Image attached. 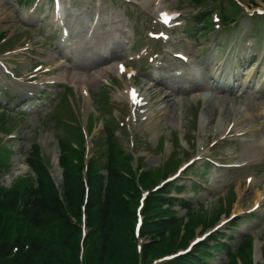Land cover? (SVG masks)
I'll use <instances>...</instances> for the list:
<instances>
[{"label":"rangeland","instance_id":"1","mask_svg":"<svg viewBox=\"0 0 264 264\" xmlns=\"http://www.w3.org/2000/svg\"><path fill=\"white\" fill-rule=\"evenodd\" d=\"M144 1L61 0V16H65L63 24L69 33L65 38L53 8H47V0H0V66L5 64L15 74H5L0 67V146L7 145L3 147L6 154L2 158L9 157L6 167L0 170V189L9 191L21 179L35 177L27 163L35 143L51 163L57 185H61L58 138L72 143L80 140L82 133L91 154L96 152L101 168L107 149L102 120L109 117V123L116 127L120 146L135 159L132 167L136 168V160H142L143 169L155 171L156 180L163 170L173 176L191 158H211L237 165L220 167L211 162L210 166H204L199 162L192 170L189 166L183 171L197 176L200 180H191L202 184H197L198 195L194 198L198 205L196 215L216 222H211L206 232L198 225L193 234L201 237L208 233L204 242L222 235L233 246L251 236L259 246L255 262L262 264L264 16L258 12L264 11V3L241 0L240 15L229 14L237 20L223 22L220 16L226 9V0H204L201 6L196 0H160V4L179 15L173 22L175 25L168 27L155 18V12L148 6L150 1L147 4ZM206 19L213 22L210 32L203 28ZM170 32L171 38L165 42L163 36L168 37ZM53 34L57 35L54 41L47 37L54 38ZM59 44L63 45L62 51L71 55L69 63L58 54ZM112 49L136 73L131 79H136L137 87L143 89L163 81L164 69L158 68L153 74L154 65L179 67L181 64L179 68L185 77L167 79V83L182 93L175 94L164 86L158 96L162 101L165 94L171 93L175 103L160 105L155 103L156 99H150L152 117L143 122L139 113L134 114L124 93L126 75L121 79L116 71L109 70V64L98 58V53L107 56ZM166 49L172 54L179 51L188 55L194 71L187 73L184 62L169 55ZM224 63L227 67L222 71L217 69ZM41 64L43 68L36 70ZM235 69L236 81L231 84L223 83V78L216 84L211 80L216 74L229 71L232 74ZM151 74L157 77L156 81H151ZM192 75L199 91L195 92L193 84L186 82ZM214 84L224 92L214 91ZM2 90L9 91L8 100L3 99ZM32 90L36 92L33 105L18 112L22 98L15 93ZM207 94L213 97L201 98ZM157 107L161 111L154 117ZM237 118H240V134L234 130L224 135L227 125ZM219 123L223 130L216 132ZM87 130L91 131L89 136ZM182 176L176 174L177 178ZM188 190L186 196L192 197L194 193ZM257 200H262L259 206ZM224 203L231 205L230 214H226ZM16 204L21 210L23 203ZM176 212L184 214L185 210ZM212 253L210 264H227L224 249Z\"/></svg>","mask_w":264,"mask_h":264},{"label":"trees","instance_id":"2","mask_svg":"<svg viewBox=\"0 0 264 264\" xmlns=\"http://www.w3.org/2000/svg\"><path fill=\"white\" fill-rule=\"evenodd\" d=\"M82 139L81 135L76 142L82 145ZM105 139L106 161L101 166L105 174L94 155L87 169L86 202L84 146L75 149L60 140L62 199L39 146H32L27 163L35 177L21 179L9 191L0 189V264H151L185 248L196 226L206 227L208 221L196 215L193 204L170 197L172 184L166 185L145 200L140 234L147 242L139 255L134 235L139 186L150 190L156 182L149 171L132 168V157L119 146L109 122ZM8 161L7 155H0V170ZM175 189L182 191L179 186ZM18 201L23 203L21 210ZM178 205L187 211L182 217L172 210ZM237 252L243 264H252L251 240L240 244ZM208 255V248L198 246L161 264H207ZM231 264H237L233 256Z\"/></svg>","mask_w":264,"mask_h":264},{"label":"bare ground","instance_id":"3","mask_svg":"<svg viewBox=\"0 0 264 264\" xmlns=\"http://www.w3.org/2000/svg\"><path fill=\"white\" fill-rule=\"evenodd\" d=\"M145 4H147L149 1L148 0H145L144 1ZM151 3V4H150ZM150 3L148 4V6L150 7L151 6V10H153L156 14V18L158 20H164L166 22V20L169 18L168 16V13H167V8L166 6H159V8L157 10H155V8L159 5V0H150ZM120 58V54H115L107 59H105L103 62H106L108 60H112V61H115L116 59H119ZM107 63V62H106ZM186 63V66L188 67L189 66V63L185 62ZM66 67V66H65ZM108 67H110V69H116V71L120 72V69H119V64H112V65H109ZM67 68V67H66ZM178 68V65L175 66V67H170L168 69H165L166 72H169L171 70H177ZM215 68V67H214ZM73 69V68H71ZM190 69V66L189 68ZM179 75H182L181 73H179ZM77 79H83L82 76L79 77L77 76ZM83 80H81L82 82ZM127 88V92L131 95V94H136V98L134 99V103L137 104V111L139 113H141V117H144V122H148L150 119H151V116L150 114L148 113V109H149V100L150 99H156V102H160V105L163 104V103H175L173 100H172V94H165L164 97L162 98V101L159 100V95L161 93L162 90H160L161 88L157 87V86H150L146 89H139V91H137L136 89L132 88V87H126ZM160 91L159 93L157 91ZM131 99H132V96H131ZM173 101V102H172ZM161 110L159 108H156L155 110V116L158 115V113L160 112ZM239 123L238 121L236 122L235 126L233 127L235 130L237 131H241V129H239V126H237ZM221 127V126H219ZM222 129V127H221ZM227 130V129H226ZM258 245L256 246V256L258 257L259 253H258Z\"/></svg>","mask_w":264,"mask_h":264}]
</instances>
